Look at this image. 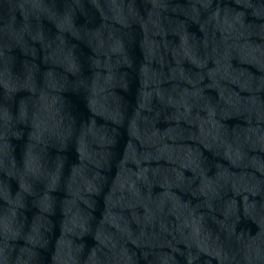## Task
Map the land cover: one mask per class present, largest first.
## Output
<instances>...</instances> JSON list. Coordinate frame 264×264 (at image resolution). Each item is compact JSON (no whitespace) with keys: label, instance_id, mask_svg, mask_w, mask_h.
Returning <instances> with one entry per match:
<instances>
[{"label":"water","instance_id":"1","mask_svg":"<svg viewBox=\"0 0 264 264\" xmlns=\"http://www.w3.org/2000/svg\"><path fill=\"white\" fill-rule=\"evenodd\" d=\"M0 264H264V0H0Z\"/></svg>","mask_w":264,"mask_h":264}]
</instances>
